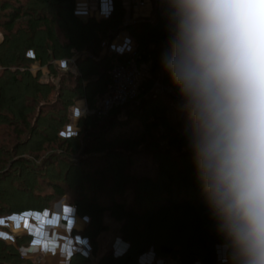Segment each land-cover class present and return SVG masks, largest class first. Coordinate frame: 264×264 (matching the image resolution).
I'll return each instance as SVG.
<instances>
[{
    "label": "trees",
    "instance_id": "trees-1",
    "mask_svg": "<svg viewBox=\"0 0 264 264\" xmlns=\"http://www.w3.org/2000/svg\"><path fill=\"white\" fill-rule=\"evenodd\" d=\"M113 2V10L109 16L98 20L92 14L84 22L74 12V0H33L28 7L24 0H0V28L4 31L3 39L0 41V149L8 144H14L12 150L7 151L8 153L12 151L10 153L12 154L23 145H33L34 148L29 149L31 152L44 149L50 144L56 146L63 151L62 154L55 153L56 155L46 157L43 160L44 165L54 168L56 162L64 161L68 163V166L75 167L74 164L77 162L82 168L83 179L77 184L76 189L82 194L81 199L87 202L89 210L95 207L96 211L105 212L115 207L121 209L128 219L134 222L148 217L152 209L160 214L170 211L180 213L182 219L176 225V230L178 234H185L184 255L182 251L167 245H160L156 252L166 257H179L181 264H195L196 258L201 259V264H216V247L205 219L206 215L214 213L213 209L207 202L204 189L199 186L193 189L188 176L182 170L177 179L173 171L161 167L158 178H154L152 183L159 192L158 199L150 203L146 199L145 201L148 202L138 201L135 198L138 201L137 204L127 208L118 203L113 187L105 195L101 190L84 184L85 178L89 176L88 173L105 178L108 166H114L113 159L120 160L124 156L121 154L122 150L100 154L98 142L89 134L94 133L95 130L103 131L113 121L115 126L122 124V127H125L126 123H123L125 120H121L124 118L118 115L130 102L114 108L106 116L93 114L81 117L79 120L81 127L75 137H63L59 134V127L68 123L69 112L76 101L86 99L91 105H95L96 96L106 95L112 84L113 66L130 59L128 55L102 54V39L108 37L110 41L114 31L122 29L121 24L126 13L122 0H113ZM162 8L163 6L155 10L156 20L153 22L141 20L138 28H132V35L137 39L138 55L135 61L138 66L151 63V71L154 73L160 68L163 69L161 56L168 49V40L171 37L169 23L167 17L162 15ZM22 18L25 20L23 28L17 26ZM151 43L156 48L149 49ZM30 51L35 53L33 58L28 56ZM72 57L77 67L76 77L73 76L76 71H73L71 67L59 76L56 84L42 82L40 75L31 68L32 63L47 65L50 75L58 77V72L53 68L54 60ZM70 80H75V84H68ZM165 80L170 84L173 92L182 97L178 88L171 83L169 76ZM51 94H55V101L49 102ZM144 96L145 94L141 93L139 81L137 98L142 99L144 107L152 104L163 106L165 100H172L169 94L162 92L152 93L149 97ZM144 107L143 110H137L140 111L138 113L133 110L135 115L132 114L131 119L141 117L144 114ZM45 114H48L46 118H44ZM103 121H106V124L99 126L98 124ZM160 121L161 119L151 120L150 118L144 121V129H140V134H137L138 137L139 135L142 137V142L152 138L150 131L146 128L153 127L156 123H161ZM42 122L51 123V126L48 125V129H41ZM3 126L11 127L13 133L2 134ZM49 129L53 133L49 132ZM177 135L173 137L175 142L182 147L191 145V134L184 133L180 137ZM22 136L25 138H21ZM81 142L83 154L80 155L79 161H76V158L71 156L77 153ZM110 142L112 143L113 140ZM128 148L124 146V150ZM99 161H104L102 168L96 165ZM53 172L55 171L45 172L42 175V185L51 188L59 196L69 194L70 191L64 183L71 177L70 173L69 176L67 174L63 176V170L56 174ZM63 180L64 183L61 182ZM144 182L149 183L150 179L146 178ZM91 183L92 186L95 185ZM137 187L136 183L133 188L139 195ZM87 190H90V194L86 192ZM99 195L103 198H98ZM11 197L7 202L0 200V218L30 210L50 209L47 198L40 195L24 200L14 195ZM73 203L77 212L88 216L91 223L95 212H83L77 200ZM99 232L101 230L86 229L84 235L89 237L93 245L92 257H85L76 251L70 258V264H93L91 259L97 252L96 238ZM27 244L26 236L17 237L15 243H9L0 238V264H37L35 259L22 255L20 248ZM131 248L121 256H116L112 250L104 253L98 258V264H139L138 257L144 254L145 249L139 247L137 251L130 254ZM147 248H150V245Z\"/></svg>",
    "mask_w": 264,
    "mask_h": 264
},
{
    "label": "clouds",
    "instance_id": "clouds-1",
    "mask_svg": "<svg viewBox=\"0 0 264 264\" xmlns=\"http://www.w3.org/2000/svg\"><path fill=\"white\" fill-rule=\"evenodd\" d=\"M157 2L171 34L161 64L184 99L199 177L228 259L264 264V0ZM57 211L71 227L74 208L66 203ZM51 232L29 230L34 250L70 259L73 249L54 243Z\"/></svg>",
    "mask_w": 264,
    "mask_h": 264
},
{
    "label": "rangeland",
    "instance_id": "rangeland-1",
    "mask_svg": "<svg viewBox=\"0 0 264 264\" xmlns=\"http://www.w3.org/2000/svg\"><path fill=\"white\" fill-rule=\"evenodd\" d=\"M24 1L26 3V7H28V4L32 3L33 0ZM110 1L111 7H108V9L104 7V10L102 11L100 8V4L102 2L100 0H74V12L76 13V8L80 3H84L83 5L85 6V10L88 8L89 11H99L96 15V18L99 20L103 17V15L109 16L111 14L114 2L113 0ZM139 1L143 0H131V3L135 6L133 7L131 14L128 15L126 11L121 24L122 29L114 31L112 36H110V41L108 40V37L107 39H102L103 55L108 53L110 44L115 42L118 38L117 36L122 37V40L123 37L131 40L137 49V39L132 35V28H138V23L141 22V20H152V22L156 20L155 10L162 6L157 2V0H148L146 7L141 8L138 7ZM108 10H111L110 14H105ZM139 11L141 12L138 15ZM89 16L90 14L88 15L87 13L86 16L81 15L78 17L86 22ZM24 22L25 20L22 18L19 20L17 26L23 28ZM3 32L4 31L0 28V41L3 39ZM161 44L163 45L165 43ZM153 48H156V46L152 43L149 44V49ZM34 54V51H30L28 56L33 58ZM150 66L151 63L149 62L138 66L140 71L141 93L143 92L145 94L144 97H149L152 93L162 92L164 94H169L173 100L172 94L161 91L162 87L169 86L172 88L165 80L168 74L162 68L154 73L151 71ZM71 67L73 68V71H76V73L73 74L75 78V75L77 74V67L74 63V57L69 59L54 60L53 68H55L58 72V77L50 75V69L47 65H41L40 63H32L31 65L33 71L40 75L42 82H51L53 84H56L59 80V76L64 74V71ZM74 81L70 80L68 84L74 85ZM104 96H96L95 100L97 103L101 101ZM172 100H165L163 106L152 104L144 107L145 104H143L142 99L136 98V100L123 107L118 115L119 117L124 118H121V120H125V122H123L126 123L125 127H122V124H120V126H115V121H113L112 124L109 126L107 125V128L103 131L95 130V132L93 131L94 133L89 134L98 142L100 154H110L112 150H122L121 154L124 156L120 160L113 159L112 163L114 166H108L105 173L106 175L104 176L105 178L95 177L93 174L88 173L89 176L85 178L84 184L87 186L89 185L88 187L90 188L93 187V189L96 188L101 190L102 194L105 195L113 187L116 200L125 208L132 204H137L139 200H144V202L149 201L151 203L158 199L159 192L152 183L154 178H158L161 167L163 169L166 168V170L173 171L177 179L180 177V171L182 170L183 173L188 176L193 189L198 186L203 188V183L199 177L197 161L192 143L189 147H182L181 144L175 142V139L173 138L177 134L178 137L183 136L184 133L192 135V126L188 113L177 108ZM52 101H55V94H51L49 96V102ZM76 103H78V101H76ZM76 103L69 112L70 116L68 123L59 127V134L63 137L77 136L81 127L79 125L80 118L93 115L92 108H94L97 104L95 103V105H91V103L86 101L85 106L82 105V103H79L80 106H78V111L82 107H85L86 110L81 112L80 116H75L77 115L74 113L75 107H77ZM143 107L144 114H142L141 117L131 119V117H133L132 114L135 115L136 112H140L137 110H143ZM133 110H136L135 113ZM47 115L48 114H45L44 118H46ZM149 118L151 120L161 119V123L158 122L155 125L153 124V127L146 128L147 131H150L152 138H147L145 139V142H142V137H140V135L138 137L137 134H140V129H144V121ZM105 122L106 121H103L98 125H105ZM120 122L121 121H119V123ZM48 125L51 126V123L42 122L40 123V128L48 129ZM1 128V133L4 135L13 133V129L9 126H3ZM48 131L52 132L50 129ZM4 135L2 136L6 137ZM21 138L24 139L25 136H22ZM110 140H113V142L111 143ZM13 145L14 144H8L0 149V200L2 199V201L7 202L13 195L18 198L20 197L23 200L25 198L33 199L35 196L40 195L47 198L50 210L53 206L65 200V202L74 206L73 202H76L77 200L83 212H95L92 222L90 223V221H88L86 224V229L88 230H101L96 238L98 247L97 252L93 259H91L93 264H98V258L104 253L112 250L113 253L117 252V254H120L118 256H121L128 252L130 247L133 248H131L132 251H130V254L137 251L139 247L145 249L144 254L138 257L139 264H164V262L172 263L175 260H178L181 263V259H179V257H166L159 255L156 252V249H158L160 245H167L175 247L178 251H182V254L184 253L185 234H178L176 230V225L182 219L180 213L170 211L160 214L156 213L155 209H152L148 217L134 222L130 221L121 209L115 207H112L110 211L105 212L96 211L95 207L89 210L87 202L81 199L80 196L82 194H80L76 189L77 184L83 179L82 168L77 162H75L74 167L73 165L68 166V163L64 161H58L55 163V167L51 168L48 167V165H44L43 160L55 153L62 154L63 151L59 150L56 146L50 144L48 147H46L47 145L45 146L46 149L33 150L35 152H31L29 149L34 148L33 145H23L19 147L17 151L10 154L12 151L9 153L7 151L12 150ZM124 146H128L129 148L124 150ZM82 147L83 144L81 142V146L77 149V153L71 156L76 158V161H79L78 159L80 155L83 154ZM96 165L101 166L102 168L104 161L96 162ZM52 170L55 171L53 172L55 174L56 172L63 170V176L66 174L69 176L70 173L71 177H69V180L65 181V183L64 180L61 181L67 185V189L70 191L69 194L65 193L64 195L59 196L54 193L51 188L42 185V175L45 172ZM146 178L150 179L149 183L144 182V179ZM90 182H93L95 185L92 186V183L90 184ZM136 183L139 195L135 193L136 189L133 188ZM86 192H89L88 194H90V190H87ZM98 198L103 197L102 195H99ZM135 198H137L138 201ZM145 199L148 201H145ZM81 215L85 216L84 214ZM3 218L5 217L0 218V221ZM205 219L209 232L213 236V242L216 247V264H231L226 250L227 240L223 234L219 232V222L216 216L214 213L208 214L205 216ZM86 237L89 242L87 243L91 246V248H93L89 237ZM120 243L123 244L125 248H123L124 250L118 251L117 249ZM149 245L150 248H147ZM224 257L227 258V261L222 260ZM195 264H201V259L196 258Z\"/></svg>",
    "mask_w": 264,
    "mask_h": 264
},
{
    "label": "crops",
    "instance_id": "crops-1",
    "mask_svg": "<svg viewBox=\"0 0 264 264\" xmlns=\"http://www.w3.org/2000/svg\"><path fill=\"white\" fill-rule=\"evenodd\" d=\"M85 1V0H84ZM102 3L100 4V8L102 11L104 10V7L108 9V7H111V1L110 0H100ZM123 6L125 10L127 11V14H131L134 4L131 3V0H122ZM135 2V1H134ZM84 3H80L79 6L76 8V14L78 16H86L88 15H97L99 11L95 10H85ZM145 11V9H144ZM90 12V13H89ZM111 10H108L105 14H110ZM136 12V11H135ZM141 11L138 12V15ZM103 17H107L106 15H103ZM126 38L119 37L115 40L117 44H119L121 47L125 46L127 43L131 42V40H128L126 42ZM126 43H125V42ZM133 44V42H131ZM84 101V102H83ZM86 99L79 100L78 103H76L77 107H75L74 113L77 114L75 116H80L82 109L85 107H82L78 111L79 103H82V105H85ZM84 103V104H83ZM81 105V106H82ZM86 106V105H85ZM80 113V114H79ZM66 201V200H65ZM60 202L59 204L53 206L51 209L53 214L51 216H41V212L43 211H25L21 213H15L8 217L3 218L0 221V238L4 239L9 242L15 243V240L17 237L26 236L28 238V244L26 246H23L20 248V251L22 255L33 258L37 262L38 258H41V264H70V259H65L59 252L57 255L52 254H44L43 252L36 251L35 244H34V237L29 234V230L34 231L37 233V235L40 234V230L44 229L45 227L52 228L51 236L53 237L54 243H62L65 247L72 248L73 253L78 251V248L81 244L87 243L88 238L84 235V232L86 231V224L89 221L88 216H82L77 212L76 206H72L74 208V212L72 213L70 219L73 221L71 227L66 226V222L69 219L68 215L62 212H58L57 209L62 208L64 204L67 202ZM69 204V203H68ZM25 221L27 222V227H25ZM24 225V228H21V225ZM48 234V233H44ZM120 248V249H119ZM125 246L120 243L118 246L119 250H124ZM116 256L120 255L117 254V252L114 253Z\"/></svg>",
    "mask_w": 264,
    "mask_h": 264
},
{
    "label": "built area",
    "instance_id": "built-area-1",
    "mask_svg": "<svg viewBox=\"0 0 264 264\" xmlns=\"http://www.w3.org/2000/svg\"><path fill=\"white\" fill-rule=\"evenodd\" d=\"M147 2L148 0L139 1L138 7H146ZM117 37L119 38V36ZM125 41L128 42V39ZM108 54L128 55L130 59L126 62H118L113 66L111 71L112 84L110 85L105 97L99 101L94 108H92V114L97 116H106L114 108L136 100L139 91L140 71L135 61V58L138 55L135 44L129 42L125 46L121 47L116 42H113L110 44ZM161 91L172 94V101L175 106L181 110L187 111L184 107V99L175 94L172 88L169 86L162 87ZM85 110V108L82 109V111ZM88 243L81 244L77 252H80L85 257L91 258L92 248ZM222 260L227 261V258L224 257ZM36 263L41 264V258H38ZM172 263L181 264L178 260H175ZM172 263L164 262V264Z\"/></svg>",
    "mask_w": 264,
    "mask_h": 264
},
{
    "label": "snow or ice",
    "instance_id": "snow-or-ice-1",
    "mask_svg": "<svg viewBox=\"0 0 264 264\" xmlns=\"http://www.w3.org/2000/svg\"><path fill=\"white\" fill-rule=\"evenodd\" d=\"M65 211H67V209H65ZM25 227H27V222L25 221Z\"/></svg>",
    "mask_w": 264,
    "mask_h": 264
}]
</instances>
